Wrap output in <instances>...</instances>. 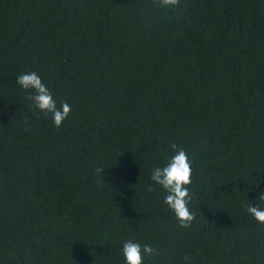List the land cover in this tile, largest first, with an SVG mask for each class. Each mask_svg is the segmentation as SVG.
<instances>
[{"label":"trees","instance_id":"16d2710c","mask_svg":"<svg viewBox=\"0 0 264 264\" xmlns=\"http://www.w3.org/2000/svg\"><path fill=\"white\" fill-rule=\"evenodd\" d=\"M33 71L72 105L58 129L16 84ZM171 143L187 229L150 179ZM259 192L264 0H0V264H124L128 239L143 264H264Z\"/></svg>","mask_w":264,"mask_h":264},{"label":"clouds","instance_id":"9594fccd","mask_svg":"<svg viewBox=\"0 0 264 264\" xmlns=\"http://www.w3.org/2000/svg\"><path fill=\"white\" fill-rule=\"evenodd\" d=\"M154 3L167 8L175 7L179 4V0H154ZM16 84L26 93L25 98L43 117H50L54 128L58 129L63 125L72 110V105L64 101L57 107L52 92L36 72L18 74ZM169 147L174 155L168 159L165 166L154 168L150 179L155 185L161 186L166 193L163 204L174 214L178 226L187 229L195 219L188 208L191 200L189 186L192 184V162L187 152L176 143H171ZM102 170L101 167H96L94 172L99 175ZM146 191L151 193L155 188L149 184L146 186ZM257 196L260 201H264V192L257 193ZM244 210L258 223L264 224V210L250 204ZM121 254L124 264H143L145 254H154V249L150 244L141 245L128 239L122 243Z\"/></svg>","mask_w":264,"mask_h":264}]
</instances>
